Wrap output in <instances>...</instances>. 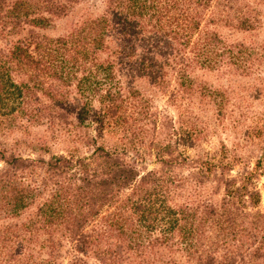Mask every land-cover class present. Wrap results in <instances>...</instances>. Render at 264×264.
<instances>
[{
    "label": "trees",
    "instance_id": "16d2710c",
    "mask_svg": "<svg viewBox=\"0 0 264 264\" xmlns=\"http://www.w3.org/2000/svg\"><path fill=\"white\" fill-rule=\"evenodd\" d=\"M78 1L0 0V264H264V39L219 31L255 33L264 0H103L43 33ZM34 127L46 158L3 145Z\"/></svg>",
    "mask_w": 264,
    "mask_h": 264
},
{
    "label": "rangeland",
    "instance_id": "374dc122",
    "mask_svg": "<svg viewBox=\"0 0 264 264\" xmlns=\"http://www.w3.org/2000/svg\"><path fill=\"white\" fill-rule=\"evenodd\" d=\"M12 1V0H9ZM103 9V0H79L71 9L68 15L63 18L55 19L52 21L51 26L43 31V33L50 37H55L58 35H64L67 33L74 25H76L81 19L85 17H95L98 16ZM261 27L253 34L239 33L236 31H228L226 29H220L222 36L227 38L229 41H260L264 39V16L261 19ZM123 84L128 87L136 88L144 97L151 100L153 109H155L158 114L166 115L168 119L172 122V128H176V116L174 110L167 106L166 99L163 95L156 92L155 89L150 87L145 81L138 78L135 74L131 73L130 70H125L120 74ZM209 83L214 84V81L208 79ZM161 116H158L160 118ZM46 135L44 127H34L29 130L28 135H20L19 133H13L8 136L7 139L2 142L3 145L10 147L15 153L20 155L22 158L35 159L42 156L46 158L47 155L42 152L33 151L28 145H36L38 140ZM221 139L224 140L226 145L229 146L230 139L226 136L220 137H210L206 143H203L204 151H212L216 146V142ZM65 144L61 141L51 142L47 141V147L51 154H65L64 146ZM146 148V147H144ZM80 153L85 152L80 149ZM252 163V162H251ZM145 167L146 170H151L156 168L154 159L152 155L145 156L144 162L137 166ZM256 188L259 193V206L258 208L264 211V177H258L255 182ZM214 197V196H213ZM216 198V196H215Z\"/></svg>",
    "mask_w": 264,
    "mask_h": 264
}]
</instances>
